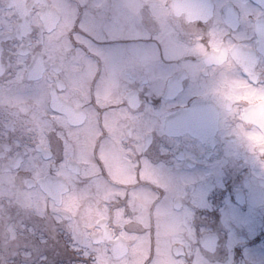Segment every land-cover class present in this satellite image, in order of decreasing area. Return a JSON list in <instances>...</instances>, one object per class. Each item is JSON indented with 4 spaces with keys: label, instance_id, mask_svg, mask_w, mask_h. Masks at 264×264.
Segmentation results:
<instances>
[{
    "label": "flooded vegetation",
    "instance_id": "obj_1",
    "mask_svg": "<svg viewBox=\"0 0 264 264\" xmlns=\"http://www.w3.org/2000/svg\"><path fill=\"white\" fill-rule=\"evenodd\" d=\"M181 3L0 0V264H264V180L189 104L213 39L264 80V0ZM236 100L264 146V95Z\"/></svg>",
    "mask_w": 264,
    "mask_h": 264
},
{
    "label": "clouds",
    "instance_id": "obj_2",
    "mask_svg": "<svg viewBox=\"0 0 264 264\" xmlns=\"http://www.w3.org/2000/svg\"><path fill=\"white\" fill-rule=\"evenodd\" d=\"M190 5L181 3V0H167L166 14L173 20L182 22L184 16H176L177 10ZM133 42H121L119 44L105 46L103 55L97 59L98 71L101 75H107L111 70L112 58L117 54V48H123L124 60H131L134 53L127 51L129 44ZM147 50L148 42H134ZM204 64L211 65L210 72L214 73L211 87L199 88L198 94L189 100V104L196 103L208 107L215 116V129L220 137H223L230 150L244 156L259 171V176L264 180V152L261 145H252L239 136V127L243 126L248 132H260L258 126L248 124L241 116L251 111L254 105L246 100H236L237 96L255 93L264 95V80L254 82L244 71L247 65L246 55L238 44L221 42L213 39L207 51L198 57ZM181 144L188 150L199 151L197 141L191 135L180 138Z\"/></svg>",
    "mask_w": 264,
    "mask_h": 264
}]
</instances>
